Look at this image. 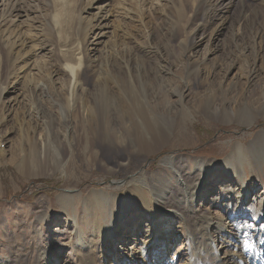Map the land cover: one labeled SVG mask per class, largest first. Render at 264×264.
Returning a JSON list of instances; mask_svg holds the SVG:
<instances>
[{
  "label": "rangeland",
  "instance_id": "374dc122",
  "mask_svg": "<svg viewBox=\"0 0 264 264\" xmlns=\"http://www.w3.org/2000/svg\"><path fill=\"white\" fill-rule=\"evenodd\" d=\"M2 1L14 4V0ZM91 1L62 0L58 22L55 20L58 27L51 23L52 6L55 5L49 6L48 0H19L17 10L22 14L21 18L16 16L18 21L13 22L10 17L1 21L0 18V29L7 28L3 30L4 35L9 33L7 26L17 23L18 28L32 35L31 46L35 45L28 49L26 60L33 66L27 69L26 61L18 63L10 76L15 82H0V90L1 87L8 90L0 101V107H5V110L0 108L1 150L6 152L4 160L0 161L2 261L8 256L17 264H44L47 258L52 264H77L71 247L76 234L69 229L73 215L78 218L79 230L88 235L94 222L107 215L109 207L116 208L114 198L107 196L110 199L108 207L102 210L98 206H88L86 212L82 198L116 189L121 196L125 181L132 176L130 172L141 167L151 177L167 178V187L176 192L174 200L179 205L186 202L188 196L190 198L189 187L184 189L169 179L173 177L171 167L162 163L166 157L221 161L228 155L232 141L240 139L247 143L256 132L264 129V117H258L246 127L229 118L223 121L207 118L199 109L200 103L208 99L215 104L228 98L237 100L240 96L264 100L260 92L264 86V0H115L109 6L112 17L103 30L104 35L100 37L98 31H94L87 37L92 43L98 40L95 53L88 52L92 61L90 73L79 67L78 79L87 96L78 94L79 106L76 103L68 107L69 74L60 72L53 80L56 85L46 82L45 77L51 72L53 60L55 64L60 62V51L67 50L65 59L73 63L70 50H82L83 37L96 24L97 7L101 5L98 3L94 9L84 12ZM57 2L60 5V1ZM196 32L200 41L191 52L190 38ZM188 58H197L201 64L188 67ZM123 64L127 71L119 69ZM251 65L252 87L244 86L243 91L239 87L236 92H230L228 83L236 77L244 84L243 72ZM229 67L232 72L227 74ZM26 69H31L28 75L24 74ZM159 71H162L161 79ZM23 75L28 76L26 80L34 81L30 84L24 78L19 80ZM103 80L108 81V87ZM37 81L40 82L37 84ZM220 84L224 92L218 87ZM183 88L187 95L184 103L195 114L187 122L188 136L184 138L179 136L183 125L177 122L181 108L164 109L166 101L176 99ZM82 98L91 109V113L84 111V117L80 105ZM263 100L260 106L264 109ZM34 130L35 137L29 140L28 135ZM155 130L173 133V138L153 154H137L136 149L143 142L151 144L149 135ZM98 133H104L107 141L98 142L96 148L89 146L92 135ZM40 136L47 138V149L41 158L36 149L41 142ZM255 156L257 164L253 168L264 184V148ZM126 160L129 165L125 164ZM56 162H73L76 173L66 177L63 172L51 169L41 174L35 171V165L51 166ZM21 166L28 169L25 174ZM215 170L221 173L220 168ZM216 183L211 178L207 181L210 188ZM137 185L146 195L153 193L157 202L165 196L158 194L160 190L154 183ZM69 190L80 191L82 196L75 198L73 209L63 210L59 198L71 192ZM261 192L258 190L257 194ZM221 194L225 195L224 190ZM136 212H139L138 223L130 228L129 220ZM42 213H47L48 217L39 224L36 218ZM143 213L142 209L131 208L124 226L126 237L118 240V245L130 248L137 232L131 231L136 228L140 233L147 229ZM185 228L189 232L195 230L192 224ZM174 251L178 256L175 264H186L188 251L178 250L176 244ZM41 254L46 255V259L43 260Z\"/></svg>",
  "mask_w": 264,
  "mask_h": 264
},
{
  "label": "bare ground",
  "instance_id": "6f19581e",
  "mask_svg": "<svg viewBox=\"0 0 264 264\" xmlns=\"http://www.w3.org/2000/svg\"><path fill=\"white\" fill-rule=\"evenodd\" d=\"M57 1H60V5H57ZM114 1L115 0H92L88 3L84 12L94 9L98 3L101 5L97 7L98 14L95 20L96 24L89 28L85 37H83L82 50H70L74 56L73 63H69L65 59L67 50L60 51V62L55 64L53 60V67H50L51 72L45 77V80H47L46 82L56 85V82L53 80L60 72L65 73V75L69 74L68 107L69 104L70 106H74L76 103L77 106H79L78 94H81L83 97L87 96L86 91L84 92L82 84L78 79L80 73L79 67L82 66L90 73V64L92 61L88 52L96 51V45L98 44V40H94L95 42L92 43L88 41L87 37L88 34H93L94 31H98V36L100 37L104 35L103 30L107 27L108 19L112 17L109 6ZM18 2L19 0H14V4L12 5L4 4V1L0 0V12L2 13V15H0L1 21L10 17L13 19V22H16V16L22 14L21 11H18L19 9L17 10ZM47 3L49 6L55 5V7L52 6L53 13L51 16V23L53 27H56L59 25L57 23V25H55V20L58 18L59 7H62V0H48ZM57 20L56 22H58ZM4 24L5 23L2 25ZM7 27H9V33L7 35H4V31L7 28L5 30L3 29L4 31L0 29V82L2 84L15 82L12 80L13 77L10 76L15 73L17 69L16 65L26 61L28 49H32V47L35 46H31L33 43V40H31L32 35L27 34L26 31H22V27L18 28L17 23L16 25H12L11 23ZM38 33L40 32H37V34ZM36 36L38 37V35ZM190 40V50L193 52L200 41V39H197V32L191 36ZM193 55L195 56L196 54ZM32 57L33 55L31 58ZM242 57H245V54ZM194 58L186 59L188 67L201 64L196 60L197 58ZM24 65L23 68L25 69L26 66L24 67ZM26 65H28L27 69L33 66L32 62ZM105 67H107V65H105ZM251 67L252 65L250 69H246L243 72L245 76L244 84H240L239 80H236V77L233 81L228 83L230 92H236L239 87L242 91L244 86H247L246 88L252 87L250 84L252 81L253 68ZM230 68L231 67L226 70L227 74L232 72ZM27 69L24 74H29L32 68L29 69V71H27ZM119 69L128 70L126 64L120 66ZM159 72L161 76L159 75L158 78L161 79L163 77L162 71ZM27 75L26 77H28ZM26 77L23 75L21 79L19 77V80L24 78L23 80L26 81V83L34 81H32V79L26 80ZM117 80H119L118 76ZM38 82L40 81L36 83L38 84ZM115 83L112 85L117 87ZM103 84L105 87H108L107 80H103ZM218 87L224 92L223 84H220ZM183 89V92H178L176 99L173 101H166V107L164 108L166 111L181 108L177 122L183 125V131H181V133L178 132L179 136L182 138H184V135L188 136L186 132L187 122L195 115L184 103L187 95L184 94L185 88ZM186 89L188 90L187 86ZM7 91L6 87H1L0 101L3 94ZM260 92L264 94V86L261 88ZM74 99L75 102H73ZM83 99L84 98L81 99L82 101L80 103L82 106V117H84V111L87 112L88 110V113H91V109L87 107L88 102ZM262 100V98L254 99L252 96L243 99V97L240 96L237 100L228 98L227 100L224 99L220 104H215L213 100L208 99L200 103L199 109L207 118L219 119L221 121L225 120V118H229L232 122L240 121L241 125L249 127L258 117H264V109L260 106ZM0 108L1 110H5V107ZM35 134L34 130L32 134L28 135V139L33 140ZM173 135V133H163L159 130L150 132L149 136L152 137L150 140L152 141L151 144L143 142L136 149V153L143 155L153 154L159 148L169 143V139L171 140ZM106 138L107 136L104 133H98L93 134L92 139L90 141L87 139V141L89 146L96 148L95 144L98 142L105 143L107 141ZM46 139L47 138H42V136H40L41 142L36 146V149L39 151V158L44 155L47 149ZM2 144L3 138L0 137V161L4 160L6 154L4 150H1ZM263 145L264 129L256 132L254 137L247 143H244V141L240 139L232 141L228 155L221 161L212 159H193L191 157L184 160L178 156L166 157L162 163L171 167L173 177L169 179L179 186L184 187V189L189 187L190 198L188 196L187 201L181 202L179 205H177L174 200L176 192L167 187L169 180L158 176L155 178L151 177L149 173L145 172L141 167H136L130 172L132 176L128 181H125L126 186L123 187L124 191L121 196L117 195L119 189H116V191L114 190L115 192L109 193L108 191H99L90 195L88 199L87 197L82 198L86 212L88 211V206H98L102 210L104 209L103 207H108L110 199H108L107 196L114 198L116 208L111 209V207H109L107 215L105 217L103 215V218L101 220L98 219L97 223L94 222V226L92 230H89L90 234L88 235L82 230H79L78 218H76L75 215H73L72 218L70 217L69 229L76 234L75 243L71 247H73L75 252L77 264H175V257H178L176 251H174L175 244L178 250L183 249L188 251L185 255L188 258V261L186 260L187 258L185 259L187 261L186 264H264V184L258 176V171H255L253 168V165L257 164L255 153L264 148L262 147ZM181 161H184L185 164L183 162L181 163ZM188 163L190 165H188ZM125 164L129 165L130 163L126 160ZM262 164L259 165L261 166ZM216 168H220L221 173L216 171ZM20 169L24 174L26 173L25 171L28 170L24 166H21ZM50 169L52 171H61L66 177L76 173V167L73 162L70 164L56 162L51 166L45 163L35 165V171L38 174ZM35 171H32L33 175H36L34 174ZM210 178L217 181L216 185L211 188L207 185V181ZM139 183L152 185L154 183L160 190L158 194L163 193L165 196L157 202V197H155L153 193L146 195L142 188L138 187L137 184ZM148 186L146 185L144 187L148 189ZM160 186H163V189ZM221 190H224L225 195L221 194ZM258 190L262 192L257 194ZM81 196L82 193L80 191H71L62 194L61 198H59V206L63 210L70 207L73 209V201L75 198H80ZM199 203L203 204L204 208L201 207V205L199 206ZM131 208L143 210L148 226L146 230L140 233L136 228L134 231H131V233L137 232L134 235L131 247L126 249L124 246L118 245L117 241H121L126 237V234L124 235V226ZM87 216L89 218L91 214ZM131 216L129 220L130 228H134L138 223L139 212L133 213ZM47 217V213H42L37 216L36 220L40 224L44 222ZM187 224H192L194 226V232H189L187 228H185ZM196 236L198 238H195ZM225 251L228 253H225ZM169 252H171V255H168ZM180 255L182 256V254ZM45 256L41 254L40 257L44 260L46 259ZM15 263L16 262L8 256L6 261L0 260V264ZM44 264H52V262L47 258ZM183 264L185 263L183 262Z\"/></svg>",
  "mask_w": 264,
  "mask_h": 264
}]
</instances>
